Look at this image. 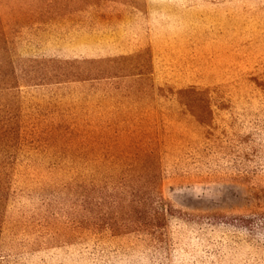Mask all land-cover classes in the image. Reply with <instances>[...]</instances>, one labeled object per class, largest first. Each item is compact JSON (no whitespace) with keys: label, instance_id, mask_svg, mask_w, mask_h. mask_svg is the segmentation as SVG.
Returning <instances> with one entry per match:
<instances>
[{"label":"rangeland","instance_id":"374dc122","mask_svg":"<svg viewBox=\"0 0 264 264\" xmlns=\"http://www.w3.org/2000/svg\"><path fill=\"white\" fill-rule=\"evenodd\" d=\"M21 1L33 9L39 0ZM55 3L70 11L30 21L20 11L17 25L15 15L3 16L10 20L8 36L23 60L16 58L10 86L2 90L0 83V117L9 121L6 156L12 165L2 178L0 260L264 264V171L251 176L232 162L236 154L250 156L240 153L244 147L237 135L242 144L253 128L263 137L261 106L217 109L213 119L221 142L232 147L216 149L202 143V132L187 125L178 108L165 105L178 89L230 90L237 80L264 70V0ZM129 54L131 65L91 73L98 78L77 80L85 77L80 71L52 80L31 74L44 58L76 65L81 59ZM29 57L38 64H26ZM109 72L121 75L105 76ZM125 128L137 129L145 148L153 151L150 172L138 182L144 181L147 204L159 224L167 218L155 236L76 227L77 220L87 218L79 204L91 179L106 195L114 187L109 164L114 159L100 146L117 145ZM258 146L263 149L264 143Z\"/></svg>","mask_w":264,"mask_h":264},{"label":"trees","instance_id":"16d2710c","mask_svg":"<svg viewBox=\"0 0 264 264\" xmlns=\"http://www.w3.org/2000/svg\"><path fill=\"white\" fill-rule=\"evenodd\" d=\"M61 1L69 3L78 2L77 4H80L81 2L85 3V1L87 2L89 0H39L33 9L24 7L26 3L21 0H0V83L2 90L7 88L6 85L10 86L12 82V75L14 72L12 70H16V65L18 67L16 58L23 60V58L18 57L19 54L14 50L12 38L8 36L7 31L10 20L3 17L5 12L9 16L15 15L14 25L22 21L17 15L20 11L24 12L22 18L24 20H41L42 18H48L49 20V18L51 19L59 14L60 11H67L68 8L65 6L59 8L55 7V2ZM82 9L85 10V7L80 10ZM71 10H73V8ZM69 11L70 8L67 12ZM132 56L133 55L129 54L99 57L97 60L81 59L82 62L76 65L66 62H64L65 65L55 63L54 58H44L42 60V66L38 64L35 57L25 58L24 60L26 64H38L37 67H35L36 70L31 74L37 75L39 80H52L55 76L68 77L67 75L69 73L74 74L80 72L84 74L85 77L77 80H88L98 78L99 76H91V73L99 74L105 72V69H108L106 66L120 69L119 67L123 65H131ZM107 74L108 75L105 76L121 75V73L116 74L113 72ZM126 74L127 73H125V75ZM233 86L234 87L230 90L223 88V86H214L204 89L187 86L178 89L174 95L168 96L166 99L168 103L165 105L167 107L178 108L177 111L183 118L185 117L187 119L186 124L192 125L197 132L199 130L202 132L203 141H201L205 143L204 145L211 144L213 147H216V149L225 147L231 148L232 144L229 143L231 137L226 139L229 143V145L227 144L228 146H223L221 142L223 138L218 134V123L213 119L216 117V110H230L234 106H261L264 111V70L256 74H251L241 80H237L233 83ZM225 92L228 97L224 95ZM246 92H249V94ZM160 116L162 127L165 128L168 126L167 119L165 118L166 114L162 113ZM183 121L184 120H182V122ZM260 123L261 124H258L259 129L263 133L261 139H259V134L254 128L246 133L245 136L247 137V141L245 144H242V135H237L235 138L237 142L244 147L243 151L240 153L250 156H244V159H240L242 156L236 154L232 162L235 166L240 167V169L246 171L248 175L251 176H254L255 173L259 171V168L264 171V146H262L263 149L258 146L259 142L260 144L264 143V119ZM219 130L220 133H222L223 128L221 127ZM9 134V121L0 117V142L3 144V151L0 150V157L3 156V158H0V232L3 213L2 203L4 202L2 178L5 175L9 176L12 172V165L6 156V154L9 153L6 149V141L8 140ZM120 136V141L114 147L109 148L107 144H105V146H100V149L104 148L107 152L109 151L111 158L114 159L113 162H109V164L113 166L112 174H115V180L112 182L114 187L108 192L110 194L106 195L104 189L103 191L101 189L102 186H96L94 180L91 179L88 191L83 194L84 198L82 197V203L79 204L80 208L86 210L87 218L85 220H77L76 227L85 226L86 228H90L93 232L111 230L113 233L127 232L128 229H130L134 231H147L151 236H155L160 227H165L167 225V218L163 219V223L166 222L164 225L163 223L159 224V218L152 212L151 207L147 204L149 196L146 192L144 181L141 183L138 182V178L150 172L149 168H151V164L147 161L150 159V156L153 155V151L145 148V142L142 140V135L138 133L137 129L125 128L121 130ZM94 146L93 144L91 148L93 149ZM166 147V142H162L163 155L168 157ZM94 163H96L95 170L101 172V161H96ZM164 165L167 173L170 171V166H168L166 158ZM95 245L97 246L99 244L95 243ZM95 245L94 247L97 248ZM11 262H13V264L19 263L11 259L0 260V264H11ZM23 262L22 264H27L28 259L23 260ZM104 262H106V260H104Z\"/></svg>","mask_w":264,"mask_h":264}]
</instances>
